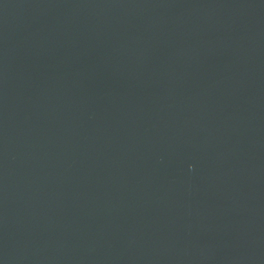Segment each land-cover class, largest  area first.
Wrapping results in <instances>:
<instances>
[{
	"label": "water",
	"instance_id": "water-1",
	"mask_svg": "<svg viewBox=\"0 0 264 264\" xmlns=\"http://www.w3.org/2000/svg\"><path fill=\"white\" fill-rule=\"evenodd\" d=\"M0 264H264V0H0Z\"/></svg>",
	"mask_w": 264,
	"mask_h": 264
}]
</instances>
